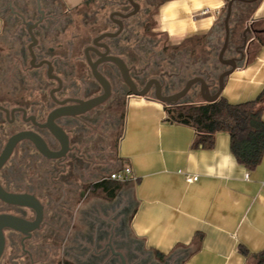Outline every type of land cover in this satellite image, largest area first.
Here are the masks:
<instances>
[{"label":"flooded vegetation","instance_id":"1","mask_svg":"<svg viewBox=\"0 0 264 264\" xmlns=\"http://www.w3.org/2000/svg\"><path fill=\"white\" fill-rule=\"evenodd\" d=\"M134 1L140 4V10L128 18L120 14L133 11L129 0H102L96 10L83 7L76 13L63 10L57 1L43 5L40 0L44 16L37 8L32 18L14 8L7 9L21 23L24 35L8 38L7 47L1 52L4 55H0V158L9 153L0 167V189L8 195L36 199L43 206V215L38 225L35 209L0 198V217H6L0 264H43L38 257L45 247L50 248L44 237L53 246L59 245V241L67 244L63 264H122L116 253L124 256L126 264H170L156 262L151 256L143 259L134 253L127 241L117 239L119 226L109 219L103 220L99 212L93 213L89 200L91 190L105 194L103 189L95 188L105 180L91 184L86 172L94 163L90 153L97 150L93 139L108 113L115 115L134 96L120 68L105 59H121L134 89L147 92L146 97H155L154 81H158L162 95L170 96L181 91L189 80L185 76V60L171 61L170 69L156 63L154 56L149 59L153 54V49H147L151 41L140 36L145 28L140 17L146 13L141 1H145L148 9L154 0ZM21 15L33 23L43 18L34 30L35 58ZM243 31L235 44L231 42L227 58H239L241 51L247 55L249 46L242 48ZM107 33L118 34L97 40ZM140 50H145L146 57ZM161 51L164 54V48ZM89 59L92 63L99 62L97 70L108 81L110 95L102 104L85 110L83 103L106 92L94 77ZM46 62L52 65L51 77ZM196 76L204 77L214 87L215 82L207 72ZM197 89L199 85L181 102L188 101ZM51 117L52 123L66 135V142L49 129ZM38 136L53 154L64 155L59 158L42 155L38 151ZM63 211L74 212L71 228L69 221L63 219ZM8 224L19 225L25 232ZM120 228L122 233L121 224Z\"/></svg>","mask_w":264,"mask_h":264},{"label":"crops","instance_id":"2","mask_svg":"<svg viewBox=\"0 0 264 264\" xmlns=\"http://www.w3.org/2000/svg\"><path fill=\"white\" fill-rule=\"evenodd\" d=\"M61 1L74 10L87 0ZM229 1L169 0L158 6L151 31L178 47L217 32ZM13 6V0H0V36L4 14ZM244 19L243 30L250 25L254 33L245 61L228 77L221 95L231 104L252 101L264 89V45L250 53L254 36L264 38V0ZM242 31L236 32V41ZM166 110L154 98L138 96L125 107L119 156L133 174V234L148 250L166 256L181 246L194 247L185 264H247L240 245L251 253L264 252V155L248 171L232 155L226 133L216 136L213 149H194L195 129L169 121ZM198 234L202 238L194 243Z\"/></svg>","mask_w":264,"mask_h":264},{"label":"trees","instance_id":"3","mask_svg":"<svg viewBox=\"0 0 264 264\" xmlns=\"http://www.w3.org/2000/svg\"><path fill=\"white\" fill-rule=\"evenodd\" d=\"M14 1V9L26 18H32L36 15L37 12V1L38 0H13ZM57 1L63 8V3L61 0H53ZM169 0H160L158 5L155 7L156 10L158 6L164 2ZM51 0H41L43 5L50 3ZM102 0H87L82 8H92L96 10ZM258 3V2H257ZM238 4V6H237ZM253 4H245V3H236L234 5V17L235 25L238 31H242L244 28V16L248 11L252 10ZM81 8H76L71 10V13H76ZM155 10V12H156ZM232 17V19L234 18ZM5 20V30L2 36H0V43L6 44L8 38H11L13 35H17L20 38L23 37V30L21 23L17 22L15 16L11 14L10 11L4 14ZM231 23L233 21L231 20ZM222 24L224 27V23L222 22L219 29L213 30L209 34L197 38L195 40L197 46L206 45L207 55L203 56L201 59V72L208 73L211 75V78L214 82L217 81L219 74L223 71V65L219 62L218 56L216 53L214 45V41H218L220 36L218 35L220 30H222ZM152 25L151 23H146L144 32L151 33ZM225 32V31H224ZM222 33V32H221ZM256 35V34H255ZM233 32L231 31V42H232ZM194 39H190L178 46L177 48L183 47L187 49L189 44L193 42ZM147 43V41H146ZM264 45V38L260 35H256L253 38V41L250 43V53H255L256 49L260 46ZM220 46V45H219ZM222 48L221 46L219 49ZM140 53H145V50H140ZM200 72V71H199ZM166 112L168 120L181 124L184 126H189L196 131V139L193 143V148H204V149H213L215 146L216 136L219 133H226L230 137V150L232 155L237 160L238 164L244 166L248 171H254L261 163L263 155H264V89L262 92L256 97V99L252 101H247L239 104H231L224 97H220L214 103H205L202 100L200 102L193 101H184L181 105L176 107H167ZM122 132L120 141L124 135V121H125V109L122 113ZM118 155H119V145H118ZM120 157V156H119ZM122 168L118 171L124 170L127 167L125 161L120 158ZM130 182V181H129ZM129 182H117L110 179L105 180L102 183H99L95 186V188H101L105 192V194L113 199L117 197L118 192L122 190L125 185L129 186ZM132 194H133V189ZM132 203L129 209L126 210L130 212L128 221H122V233L124 235V240L127 241L132 247V251L136 254H141L142 251L150 252L151 258L154 261L163 263L169 262L170 264H185L186 259H188L191 255H193L196 249L192 246H181L174 250L171 255L166 256L165 254L152 252L148 250L144 242L137 238L131 229L132 220L136 214V203L134 197H132ZM131 202V201H130ZM126 224V227H124ZM129 224V225H128ZM128 228V229H127ZM129 230V232L127 231ZM126 232V233H125ZM128 232V233H127ZM130 238V239H127ZM202 238L201 234H198L194 238V243L199 241ZM239 251L244 255L247 260V264H264V252L260 253H251L244 245L239 246Z\"/></svg>","mask_w":264,"mask_h":264},{"label":"rangeland","instance_id":"4","mask_svg":"<svg viewBox=\"0 0 264 264\" xmlns=\"http://www.w3.org/2000/svg\"><path fill=\"white\" fill-rule=\"evenodd\" d=\"M159 2L160 0H154L152 7H148L147 9V5L145 1H141L142 6L144 8V13L146 10V13L140 17V20L142 22H144L145 24L146 23H151V25L153 24L152 14L155 13L156 10L155 7ZM235 19L236 16L232 19L234 24L232 23L231 25V31L233 32L232 42L234 44L236 42L235 36L237 31L235 25ZM140 32H141L140 34L141 38L151 41L150 46H147L148 47L147 49L149 50L153 49V54L148 56L149 59L151 58V56H154L153 60H155V62L158 64L162 63V66L166 68L171 67L170 64L171 61L173 60H177V59H180L182 61L185 60L184 62L187 66L185 70V76L187 80L195 77L196 74L199 73V71L201 72L202 68L201 65L199 64L201 62L199 61L203 59L204 55H207V53H209L207 51L208 47H206V45L197 46L196 44L197 40L194 39V41L191 42V44H189L187 49H184L183 47L177 48L168 45V43L165 42L163 37H160L155 34L152 35L151 33L146 34L144 33V30H141ZM218 35L220 36V39L219 41H214L213 46L215 47L216 53L219 54L221 50V48L219 49V47L220 46L222 47L225 36L223 24H222V30H220ZM152 45H155V47L152 48ZM4 47H7V44L3 45L0 43V55L2 56L4 55V53L1 52H3ZM163 48H164V54L161 51ZM179 52L181 53L179 54ZM144 56L146 57V53ZM162 59L164 60L163 62H161ZM201 100L202 99L199 94V89H197L188 101L200 102ZM124 109L125 108L118 110L115 115L111 114L112 116L109 113L108 115L106 114L107 116L105 117L103 125L97 130L98 131L97 135H95L93 139V141H95L94 144H96L97 150L90 153L94 163L90 165V168L88 170H86V172L89 173L91 184L94 182H100L109 179L112 173L122 168L120 157L118 155V145L122 132L121 118ZM113 112L115 113V111ZM131 189H132L131 186L125 185L122 188V190L118 192L117 197L113 199L106 196V194H104L101 190L99 191L91 190L89 196V200L91 203V210L93 211V213L97 214L99 212L103 217V220L106 221L107 219H109L110 221L115 223L116 226L117 225L119 226L120 230H118V232L116 233L117 239L119 240H124V235L123 233H121L120 224L122 223V221L124 222V220L127 223L129 218L130 212L128 211L130 210L129 209V207L131 206L130 203H132L133 200L132 199L133 194ZM60 202L64 203V201H60ZM45 203H47V201H45ZM60 208L63 209L62 205H60ZM125 209L128 211H125ZM73 214L74 212L70 214L68 212H64L65 217L63 219H67L69 221L70 228L73 222L72 220ZM105 214L107 216H105ZM124 227H126V224ZM127 231L129 232V230ZM65 234H67V232ZM43 240L45 244H49L50 248L45 247L43 249L42 255L38 257L39 260H42L43 264H57V263L63 264L64 259L67 258L65 254L67 250L66 248L67 244L65 242L59 241L60 242L59 245L53 246L51 245L52 243L48 241L45 237L43 238ZM149 253L150 252L148 251L147 252L142 251L140 255L142 256L143 259H146L148 256H150L151 253L150 254Z\"/></svg>","mask_w":264,"mask_h":264},{"label":"water","instance_id":"5","mask_svg":"<svg viewBox=\"0 0 264 264\" xmlns=\"http://www.w3.org/2000/svg\"><path fill=\"white\" fill-rule=\"evenodd\" d=\"M260 0H230L228 2L227 8H226V14H225V18H224V31H225V36H224V40H223V45L222 48L219 52V62L224 66V70L219 74L217 81L215 82V84L213 85L214 87H212V85L202 76H195L193 78H190L185 87L179 91L176 94L170 95V96H164L161 93L160 90V85L158 83V81H154V83L156 84L157 87V91L155 94L154 99L157 100L158 102L164 104L167 107H176L181 105V100L183 98H185L188 93L190 92V90L196 86L199 85V91H200V96L203 102L205 103H214L216 102L222 95V92L224 90L225 87V83L226 80L228 79V77L235 72L238 67L239 64H241L242 62L245 61L246 58V53L244 51L240 52V57L239 58H227L226 57V52L230 47L231 44V20L233 17V12H234V5L238 2L240 3H245V4H253V3H257ZM130 4L133 6V11L129 14L123 15L120 14L121 17L124 18H128L131 17L133 15H136L139 10H140V4L135 2L134 0H129ZM37 8L39 13L44 16V11L42 10L41 7V3L40 0L37 1ZM21 18L23 20V24L26 26L27 32L30 36L29 40L31 41V45L29 46L31 55L33 58H35L34 56V52H33V47L36 45L37 43V39L35 37L34 34V30L38 27V24L40 22H42L41 18L39 20V22L37 21L36 23L27 21L22 15ZM120 25V30L122 29V24L121 22L119 23ZM118 32V33H119ZM118 33L112 34V33H107V34H103L101 35L97 40L105 38V37H115ZM254 33V31L252 30L251 26H247L246 29L243 31L242 33V41H243V46L242 48H246L248 45V42L250 40V35H252ZM95 44H97V41H95ZM106 61H110L114 64H116L120 70L121 73L123 75L124 81L126 82L127 85H129L132 88V94L134 96H138V97H146L147 96V92L145 91H137L136 89H134L133 87V83L129 77V73H128V69L125 65V63L116 57H107L105 59ZM89 64L92 68V72L94 77L98 80V82L104 86L105 88V94L97 97L95 99H91L89 101H87L86 103H83L84 109L85 110H89L92 109L100 104H102L103 102H105L109 95H110V86L108 81L98 72L97 70V65L98 63H92V61L89 59ZM46 64H48L49 67V77H51V73H52V65L49 62H46ZM52 117L49 120V129L52 131V133L58 137L60 140H63L66 142V135L64 134V132L57 128L53 123H52ZM38 151L48 157V158H59L62 157L64 155V153H59V154H53L47 147L45 141L38 136ZM8 152L4 153L3 156L0 158V167L3 165L5 159L8 156ZM0 198L3 201L6 202H10L13 204H18V205H23L29 208H33L38 212V225L42 220V215H43V206L41 205V203L39 201H37L36 199L29 197V196H25V195H8L6 194L3 190L0 189ZM6 224V217H0V255L3 251V246H4V236L2 233V227H4ZM10 225V224H8ZM12 225V226H11ZM10 227H12L14 230L17 231H22L25 232V230H23V228H21L19 225H15V224H11ZM24 226V222H21V226ZM117 256H119L121 258V263L122 264H126V260L124 258V256L121 253H116Z\"/></svg>","mask_w":264,"mask_h":264},{"label":"built area","instance_id":"6","mask_svg":"<svg viewBox=\"0 0 264 264\" xmlns=\"http://www.w3.org/2000/svg\"><path fill=\"white\" fill-rule=\"evenodd\" d=\"M110 180L117 181V182H129L133 179L132 169L127 166L123 171H116L112 173L109 177ZM196 177H190L188 178V181L192 182L195 181Z\"/></svg>","mask_w":264,"mask_h":264}]
</instances>
